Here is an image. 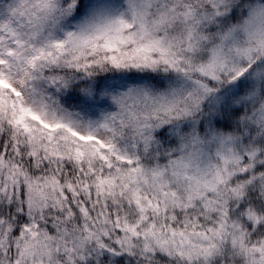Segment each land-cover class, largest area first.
<instances>
[{"label":"snow or ice","instance_id":"snow-or-ice-1","mask_svg":"<svg viewBox=\"0 0 264 264\" xmlns=\"http://www.w3.org/2000/svg\"><path fill=\"white\" fill-rule=\"evenodd\" d=\"M0 264H264V0H0Z\"/></svg>","mask_w":264,"mask_h":264}]
</instances>
